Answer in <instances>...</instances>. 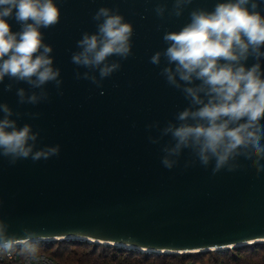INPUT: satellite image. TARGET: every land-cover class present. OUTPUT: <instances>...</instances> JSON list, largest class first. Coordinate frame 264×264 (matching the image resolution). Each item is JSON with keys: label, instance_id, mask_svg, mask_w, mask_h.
<instances>
[{"label": "water", "instance_id": "obj_1", "mask_svg": "<svg viewBox=\"0 0 264 264\" xmlns=\"http://www.w3.org/2000/svg\"><path fill=\"white\" fill-rule=\"evenodd\" d=\"M54 2L59 23L41 31L61 83L46 84L47 98L37 104H19L16 89H33L12 82L6 91L5 77L0 102L13 109L18 126L28 123L37 133L34 150L59 145V154L15 163L0 156V222L18 236L33 233L39 243L80 239L157 253L264 242V170L241 159L235 170L213 173L214 161L205 167L189 150L169 157L176 161L171 169L161 163L162 149L173 143L163 128L188 101L161 74L163 54L159 66L150 57L166 48L165 30H178L192 8L211 10L218 0H193L180 17L168 15L172 0ZM158 3L167 5L163 17ZM101 6L118 10L133 36L131 55L98 87L71 54L83 32L96 31L92 17ZM8 23L19 29L14 19Z\"/></svg>", "mask_w": 264, "mask_h": 264}, {"label": "clouds", "instance_id": "obj_2", "mask_svg": "<svg viewBox=\"0 0 264 264\" xmlns=\"http://www.w3.org/2000/svg\"><path fill=\"white\" fill-rule=\"evenodd\" d=\"M193 0H172L171 9L158 3L155 12L163 17H180ZM264 0H218L209 10L192 8L188 21L178 30H165L167 45L150 57V63L165 66L166 82L183 93L187 106L169 121L163 134L173 142L162 150V165L171 169L183 150L194 153L203 166L214 161L213 173L223 167H239L243 159L257 173L264 170ZM96 31L83 32L71 61L86 71L83 76L98 87L121 67L120 60L131 55L133 26L118 11L101 6L93 14ZM8 19L19 25L11 29ZM60 9L54 0H0V83L23 82L16 89L19 104H37L47 98L46 84L61 83L60 69L54 66L53 49L44 42L41 29L55 26ZM114 57L118 59H113ZM249 59L252 63L249 64ZM95 72L97 75H90ZM79 78V73L77 74ZM35 89H40L37 93ZM13 109L0 102V156L10 163L18 159L33 161L59 154V145L34 150L37 133L31 125L18 126ZM15 115L18 117L19 112ZM155 142V141H153ZM0 222V250L18 252L28 264L38 261L39 240L31 232L23 236L9 232Z\"/></svg>", "mask_w": 264, "mask_h": 264}, {"label": "trees", "instance_id": "obj_3", "mask_svg": "<svg viewBox=\"0 0 264 264\" xmlns=\"http://www.w3.org/2000/svg\"><path fill=\"white\" fill-rule=\"evenodd\" d=\"M40 243L39 251L60 264H207L203 256L209 254L208 251L157 253L80 239ZM216 254L212 264H264V242L219 250Z\"/></svg>", "mask_w": 264, "mask_h": 264}, {"label": "built area", "instance_id": "obj_4", "mask_svg": "<svg viewBox=\"0 0 264 264\" xmlns=\"http://www.w3.org/2000/svg\"><path fill=\"white\" fill-rule=\"evenodd\" d=\"M38 256L40 257V259L38 261L31 262V264H60V262L42 251H38ZM0 264H28V262L23 257H21L18 252L5 254L3 253V251H1Z\"/></svg>", "mask_w": 264, "mask_h": 264}, {"label": "rangeland", "instance_id": "obj_5", "mask_svg": "<svg viewBox=\"0 0 264 264\" xmlns=\"http://www.w3.org/2000/svg\"><path fill=\"white\" fill-rule=\"evenodd\" d=\"M52 242H54V241H52ZM42 245V243H39V245L38 246H41ZM208 253L209 254H207V255H205V256H203V260H204V262H206L207 264H212V262L214 261V260H216V256H217V254H216V251H208Z\"/></svg>", "mask_w": 264, "mask_h": 264}]
</instances>
